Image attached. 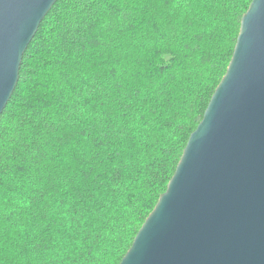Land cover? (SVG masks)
Instances as JSON below:
<instances>
[{"label": "trees", "instance_id": "1", "mask_svg": "<svg viewBox=\"0 0 264 264\" xmlns=\"http://www.w3.org/2000/svg\"><path fill=\"white\" fill-rule=\"evenodd\" d=\"M252 0H57L0 115V264H119Z\"/></svg>", "mask_w": 264, "mask_h": 264}, {"label": "water", "instance_id": "2", "mask_svg": "<svg viewBox=\"0 0 264 264\" xmlns=\"http://www.w3.org/2000/svg\"><path fill=\"white\" fill-rule=\"evenodd\" d=\"M56 1L0 0V115ZM119 264H264V0L243 14L227 70Z\"/></svg>", "mask_w": 264, "mask_h": 264}, {"label": "rangeland", "instance_id": "3", "mask_svg": "<svg viewBox=\"0 0 264 264\" xmlns=\"http://www.w3.org/2000/svg\"><path fill=\"white\" fill-rule=\"evenodd\" d=\"M198 4H201L202 0H197Z\"/></svg>", "mask_w": 264, "mask_h": 264}]
</instances>
